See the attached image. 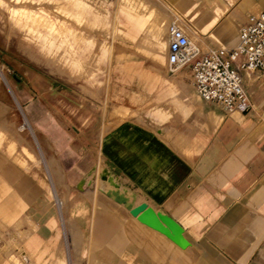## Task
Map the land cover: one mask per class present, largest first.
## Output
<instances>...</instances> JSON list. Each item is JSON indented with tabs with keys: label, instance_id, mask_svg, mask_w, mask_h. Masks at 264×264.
<instances>
[{
	"label": "crops",
	"instance_id": "obj_1",
	"mask_svg": "<svg viewBox=\"0 0 264 264\" xmlns=\"http://www.w3.org/2000/svg\"><path fill=\"white\" fill-rule=\"evenodd\" d=\"M135 3L147 12H133L130 6L117 16L125 35L138 38L125 41L124 52L131 57L119 67L124 80L118 85L139 83L127 80L134 71L146 83L164 84V77L149 71L158 68L151 61L152 36L163 42L167 61L169 53L168 34L160 26L168 14L154 4L178 10L184 18L175 19L203 52L224 53L235 46L248 16L264 11V0ZM137 46L148 55H133ZM245 80L251 111L224 113L201 98L207 119L182 146L118 109L102 130L113 128L102 137L94 127L71 135L44 126V142L59 155L55 162L61 177L65 171L68 180L79 184L96 170L94 189L72 194L68 221L59 213L51 173L29 159L20 163L24 158L14 154L16 144L9 145L11 157L1 143L0 264H264V74L249 72ZM122 98L133 99L128 94ZM156 114L164 116L163 111ZM105 169L135 196V206L147 202L179 222L189 245L181 247L103 195L97 182Z\"/></svg>",
	"mask_w": 264,
	"mask_h": 264
},
{
	"label": "rangeland",
	"instance_id": "obj_2",
	"mask_svg": "<svg viewBox=\"0 0 264 264\" xmlns=\"http://www.w3.org/2000/svg\"><path fill=\"white\" fill-rule=\"evenodd\" d=\"M137 1L0 0V144L13 157L8 148L15 143L14 154L24 158L20 163L29 159L37 169L51 173L58 210L67 221L71 219L67 206L78 183L68 180L65 171L60 176L55 162L59 155L46 146L44 126L60 127L71 135L94 127L102 137L113 128L102 130L112 110L118 109L131 115L132 122L182 146L201 132L207 119L190 72L184 69L172 76L163 42L154 36L151 61L158 68L149 71L164 77V84L146 83L136 71L127 80L139 83L116 84L124 80L119 67L131 57L124 52L125 41L138 39L125 35L118 12L132 6L133 12L146 13ZM154 5L168 14L161 30L167 35L175 15L184 16L169 4ZM185 31L195 44L191 32ZM134 50L136 57L148 55L139 46ZM125 94L133 99L124 102ZM158 111L164 116H157ZM103 173L107 179L100 175L97 189L115 188L111 181L106 186L100 183L110 178L118 183L106 169ZM118 184L126 196H133Z\"/></svg>",
	"mask_w": 264,
	"mask_h": 264
},
{
	"label": "built area",
	"instance_id": "obj_3",
	"mask_svg": "<svg viewBox=\"0 0 264 264\" xmlns=\"http://www.w3.org/2000/svg\"><path fill=\"white\" fill-rule=\"evenodd\" d=\"M168 38V64L172 74L188 70L200 98L224 113L251 111L245 75L264 74V11L248 16L238 43L224 53L203 52L192 46L177 19L169 26Z\"/></svg>",
	"mask_w": 264,
	"mask_h": 264
},
{
	"label": "water",
	"instance_id": "obj_4",
	"mask_svg": "<svg viewBox=\"0 0 264 264\" xmlns=\"http://www.w3.org/2000/svg\"><path fill=\"white\" fill-rule=\"evenodd\" d=\"M128 208L142 223L162 232L181 247L186 248L189 245L188 240L184 236L185 230L183 226L170 215L156 210L147 202L135 207L128 205Z\"/></svg>",
	"mask_w": 264,
	"mask_h": 264
},
{
	"label": "bare ground",
	"instance_id": "obj_5",
	"mask_svg": "<svg viewBox=\"0 0 264 264\" xmlns=\"http://www.w3.org/2000/svg\"><path fill=\"white\" fill-rule=\"evenodd\" d=\"M166 18H162V20L160 21V26L164 27V23L166 22L165 20ZM190 44H191V41H190ZM192 45V44H191ZM102 171V170H101ZM96 170H92L77 186L78 189L80 190H84L88 187H94V182H95V179H96ZM101 175H104V173ZM101 178V177H100ZM109 178V177H108ZM102 179L103 180H106L107 179V176H102ZM101 179V180H102ZM111 181L115 186V188H108V189H101L104 191V193L109 196L110 198L114 199L115 201H117L118 203L122 204V205H125L127 209L128 208V205L129 206H132V207H135V196H126L123 192V190L119 187V184L118 183H115L111 180V178L107 181V184L108 182ZM99 182V181H98ZM103 182V181H102ZM101 182V183H102ZM105 182V181H104ZM109 182V184L111 183ZM111 185V184H110ZM108 186V185H107ZM112 187V186H110ZM99 189V188H98ZM101 190L99 189V191L101 192ZM104 195V194H103ZM141 199V198H140ZM60 206L63 207V201H61L60 203ZM121 205V206H122ZM125 208V207H124ZM130 210V209H129ZM131 212V211H130ZM136 217V216H135Z\"/></svg>",
	"mask_w": 264,
	"mask_h": 264
}]
</instances>
